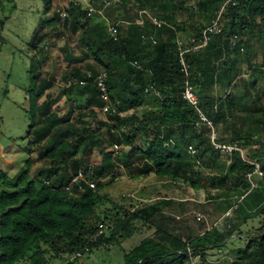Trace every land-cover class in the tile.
Returning a JSON list of instances; mask_svg holds the SVG:
<instances>
[{
    "label": "trees",
    "instance_id": "16d2710c",
    "mask_svg": "<svg viewBox=\"0 0 264 264\" xmlns=\"http://www.w3.org/2000/svg\"><path fill=\"white\" fill-rule=\"evenodd\" d=\"M106 1L90 0L96 9L91 16L84 5L69 1L66 18L61 20L54 11L51 19L40 20L27 41L30 74L21 88L30 120L24 147L28 155L13 176L0 169V264H59L87 245L91 253L145 225L154 228L152 234L126 251L122 264H264V0L228 3L222 31L186 54L189 81L199 106L214 123L217 141L251 149L247 159L238 150L225 154L228 167L223 169L209 130L196 125L197 110L182 97L176 38L182 33L199 35L225 0H195L193 5L188 0H116L114 9L100 16ZM44 3L47 8L51 2ZM147 13L163 24L152 23ZM65 22L77 38V53L64 48V70L55 66L42 75L39 68L49 58L50 36ZM190 22L194 27L188 33ZM110 25L117 27L116 39ZM149 35L155 36V43ZM258 53L261 62H256ZM100 71L106 72L115 110L101 119L97 109L103 101L93 81ZM58 74L70 103L63 115L52 108L48 92ZM82 79L84 84L79 83ZM34 144L46 165L30 175ZM113 144L120 145L117 155L110 151ZM191 144L196 148L193 155L188 151ZM93 147L102 152L100 164L92 166V176L99 179L96 188L66 189L78 167L88 170L85 157ZM250 161L262 170L261 176H253L255 187L246 179L254 169ZM121 168L133 177L155 174L184 181L203 193L219 190L205 199L221 215L201 232L184 237L166 223L175 220L163 213L170 201L126 208L109 198L103 188ZM233 200L237 208L223 217ZM254 218H259L258 226L246 231L243 246L230 248L215 261L208 259L209 250L225 251L227 238L243 236L241 227ZM195 219L205 221L203 215ZM101 223L108 234L91 242Z\"/></svg>",
    "mask_w": 264,
    "mask_h": 264
},
{
    "label": "rangeland",
    "instance_id": "374dc122",
    "mask_svg": "<svg viewBox=\"0 0 264 264\" xmlns=\"http://www.w3.org/2000/svg\"><path fill=\"white\" fill-rule=\"evenodd\" d=\"M69 1L71 0H50L49 7L45 8L44 0H0V21H2V23L0 22V36L3 39L0 43V169L10 177L18 171L28 155L24 147L26 146V133L30 120L24 110L26 106L25 93L21 88L30 74V71H28L29 58L26 52L28 51L27 41L40 20L51 19L54 11L62 5L68 4ZM73 1L84 6L90 3V0ZM109 1L110 3H106L104 10L101 9L98 15L104 16L105 13L114 9L116 0ZM194 2L195 0H188L189 5H193ZM147 15L149 17L151 14L147 13ZM59 27L62 30L58 34L52 33L47 43L46 50L49 58L41 63L39 69L42 71V75H45L48 71L50 72L55 66L58 67L57 69L61 68L60 71L64 70L66 67L63 59L64 48L67 47L75 54L77 53L76 36L70 34L66 22L60 23ZM193 27V23H188V33L192 31ZM186 36L189 35L179 34V37ZM257 47L256 45L255 50ZM28 54H31L30 50ZM257 61L261 62L260 53L257 54ZM59 77L58 74L57 80L48 92L52 97V108L63 115L70 107V103L62 94L64 83ZM43 99L44 97L41 98V100ZM97 118H105V114L99 112ZM33 147L30 152L32 158L29 169L30 175H34L42 166L46 165L44 158H40L38 155L36 144ZM249 149H241V153L246 159L248 158L247 154L251 153V149ZM224 155V153H220L217 161L220 169H223L224 165L228 167ZM85 160L99 165L102 160L101 150L93 147L88 152ZM204 171L208 173L210 169ZM103 190L109 198L113 199L112 201L126 208L160 199L170 201L164 207L163 213L175 218V220H167L166 223L172 228L171 230L181 233L184 237L188 234L201 232L221 215V211L214 208L210 200L205 199V196L217 195L216 193H219V190L212 188L203 193L201 190L191 188L184 181L160 178L155 174L133 177L130 176L127 169L121 168L117 171L115 179L110 184H105ZM110 202H106L108 207L112 206ZM196 214H202L205 221L196 220ZM223 220V218L219 220V223L222 224ZM258 221L259 218H254V220L242 226L241 229L245 233H243V236L227 238L226 240H229V242H227V248L224 252L216 249L209 250L208 259L215 261L224 254H228L230 248L243 246L246 242L244 237L246 231L253 232L258 226ZM153 230V227L145 225L140 231L135 232L119 243L100 245L94 248L90 254L81 258H72L59 264H122L124 253L137 245L146 235H151ZM104 234H108L107 227Z\"/></svg>",
    "mask_w": 264,
    "mask_h": 264
},
{
    "label": "built area",
    "instance_id": "2783aa9c",
    "mask_svg": "<svg viewBox=\"0 0 264 264\" xmlns=\"http://www.w3.org/2000/svg\"><path fill=\"white\" fill-rule=\"evenodd\" d=\"M110 3L109 0L105 2L104 7L106 6V3ZM228 3H231L232 5L236 4V0H225V2L214 12L211 19L208 21V23L203 27L200 34L197 36L189 35L188 37H177L176 38V48H177V55H178V64L180 67V71L183 74L184 77V88L182 90V97L186 100L187 103H189L191 106L195 107L197 110V120L196 125L205 126L210 133V141L215 149L219 150L220 153H231L234 150H238L241 152V147L238 145L237 142L233 143H220L217 141V133L215 131V126L213 121L206 116L204 111L199 106V99L197 94L195 93L194 86L189 81V64L186 59V54L188 52H195L202 47H204L211 39V37L215 34H218L222 31L223 28V20L222 15L225 10V7ZM109 5V4H108ZM107 5V6H108ZM67 4L62 5L60 8L57 9L59 12L61 20L66 18L68 16V12L66 10ZM84 9L86 10V13L88 16H91L96 9L93 5L87 4ZM101 10H99L100 12ZM150 21L157 26H161L163 24V21L155 16L150 15L149 16ZM109 32L110 35L116 39L117 38V27L116 25H110L109 26ZM142 37H146V35H142ZM148 39L151 40L153 43H155V36L149 35ZM90 76V75H89ZM106 72L100 71L97 75L93 77V81L97 86L99 97L103 101V105L98 108L97 110L102 113H109L115 111L111 106L110 96L107 89L106 84ZM86 80L82 79L79 81L80 84H84ZM120 150V145L113 144L110 148V151L113 155H117ZM188 151L192 155L196 153V148L191 144L188 146ZM242 154V153H241ZM252 165H254V169L250 172L246 173V179L249 180L251 183V187H255L257 185V181L253 179L254 175L261 176L262 170L260 169L259 163L256 161H250ZM93 163H89L88 170L85 171L83 167H78L76 171L72 174V177L69 181V183L65 186L66 189H70L73 185H76L77 188L82 189L84 185H88L91 188H96V182L99 180L98 178H95L92 176V169ZM109 178V176L102 177L101 180L105 181ZM238 202L237 200H233L231 205L226 209V211L223 214L224 216H229L232 214L235 208H237ZM202 214H198V218H201ZM106 225L104 223H101L98 225L97 231L90 237L91 242H95L99 236L104 234V231L106 229ZM90 246H85L83 251H77L72 257L73 258H81L84 255H87L90 253Z\"/></svg>",
    "mask_w": 264,
    "mask_h": 264
}]
</instances>
